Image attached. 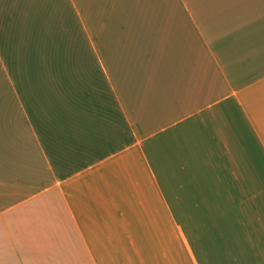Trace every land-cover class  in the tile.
<instances>
[{"label": "crops", "instance_id": "crops-1", "mask_svg": "<svg viewBox=\"0 0 264 264\" xmlns=\"http://www.w3.org/2000/svg\"><path fill=\"white\" fill-rule=\"evenodd\" d=\"M205 2L0 0V264H264V0Z\"/></svg>", "mask_w": 264, "mask_h": 264}, {"label": "rangeland", "instance_id": "rangeland-1", "mask_svg": "<svg viewBox=\"0 0 264 264\" xmlns=\"http://www.w3.org/2000/svg\"><path fill=\"white\" fill-rule=\"evenodd\" d=\"M188 2L190 3V4H193V6H194V8L196 9V12L197 13H200V14H204L205 15V19H211V18H213L214 16H213V14L214 13H211V12H209L208 13V11H207V9H206V2H205V0H188ZM191 6V5H190ZM201 7H203V8H201ZM146 13V12H145ZM147 14V13H146ZM208 14H209V16H208ZM211 17V18H210Z\"/></svg>", "mask_w": 264, "mask_h": 264}, {"label": "trees", "instance_id": "trees-1", "mask_svg": "<svg viewBox=\"0 0 264 264\" xmlns=\"http://www.w3.org/2000/svg\"><path fill=\"white\" fill-rule=\"evenodd\" d=\"M158 1H163V0H140V3H147V2H158ZM201 235L200 236H197V240L196 241H198V242H200L201 241ZM195 241V240H194Z\"/></svg>", "mask_w": 264, "mask_h": 264}]
</instances>
